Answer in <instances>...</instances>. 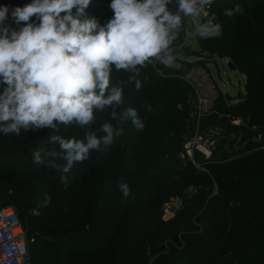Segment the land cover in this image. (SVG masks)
Listing matches in <instances>:
<instances>
[{
  "label": "trees",
  "instance_id": "1",
  "mask_svg": "<svg viewBox=\"0 0 264 264\" xmlns=\"http://www.w3.org/2000/svg\"><path fill=\"white\" fill-rule=\"evenodd\" d=\"M227 1L213 0L211 5L215 22L225 19L224 26L229 17L223 15L220 7ZM31 2L0 0V6H7L8 16L12 17V9ZM110 4L111 0H91L80 19L95 18L104 26L114 16ZM239 15L248 17L244 10ZM230 19L235 20L234 16ZM32 20L38 23L35 17ZM211 39L213 42L205 44L198 37L200 50L192 52L191 57L199 58L201 52L209 54L211 50L216 55L219 49L215 45L224 37ZM258 61L252 60V63ZM232 63L238 72L246 75L250 66L246 68L236 57ZM158 69L168 77H158L150 66L140 71L139 90L134 83L127 84L124 94L131 105H136L138 91L145 90L146 85L167 94L177 84L185 86L173 77L180 75V70L162 64ZM128 75L113 69L112 81L115 83L122 77L126 81ZM3 87L0 85V92ZM245 91L246 95H240L232 105L223 101L220 94L210 114V125L218 126L221 115H234L248 116L249 128H264V68L260 64L247 75ZM107 111L97 112L96 119L105 121L109 116ZM188 115L185 110L178 118L184 121ZM83 128L75 124L58 125L59 131L54 134L82 140L86 132L96 131V128L89 131ZM52 131L49 128L22 130L19 136L0 133V202L4 207L15 208L27 238L34 240L29 244L27 257L31 262L144 264L140 253L148 247L156 250L150 264H264V234L259 233L260 229L264 231L263 149L251 146L248 154L232 159L213 153L210 160L201 164L203 183L196 186L193 194H186V184L171 191L169 183L157 174L159 169L151 165L139 168L132 159L127 161L130 170L125 180H107V171L119 152L104 146L100 151H92L88 161L75 164L68 173L62 171L64 161L59 158L55 162L61 166L60 171L49 167L47 162L34 163L33 149L43 146L42 142ZM192 171L199 173L194 167ZM61 176H67L66 185ZM121 183L128 184V197L120 191ZM168 190L180 196L181 205L171 219L164 220L160 200ZM46 196L51 200L45 206Z\"/></svg>",
  "mask_w": 264,
  "mask_h": 264
},
{
  "label": "clouds",
  "instance_id": "2",
  "mask_svg": "<svg viewBox=\"0 0 264 264\" xmlns=\"http://www.w3.org/2000/svg\"><path fill=\"white\" fill-rule=\"evenodd\" d=\"M91 0H32L11 10L19 30L5 26L9 8L0 6V133L5 136L21 131L49 128L53 131L33 149V161L68 173L75 164L90 159L113 143L123 129L105 121L84 139L65 138L58 125L91 126L97 112L111 108V118L131 121L144 127L138 111L128 107L118 114L124 102V86L139 90L141 69L153 62L171 66L175 60L173 43L184 30L186 18L192 28L186 38H218L222 26L207 10L213 0H111L114 16L101 26L85 16ZM175 5V10L170 8ZM75 9V13H73ZM243 14L236 4L223 12L233 17ZM35 17L36 21L32 18ZM113 69L129 73L126 81H112ZM151 111V106H146ZM102 133V135H98ZM58 146V149H57ZM67 183V176H61ZM124 197L130 195L127 183L119 185ZM51 197H45V206Z\"/></svg>",
  "mask_w": 264,
  "mask_h": 264
},
{
  "label": "rangeland",
  "instance_id": "3",
  "mask_svg": "<svg viewBox=\"0 0 264 264\" xmlns=\"http://www.w3.org/2000/svg\"><path fill=\"white\" fill-rule=\"evenodd\" d=\"M236 4L242 6L248 17L245 18L236 14L234 15L235 20L230 19V17L226 19L227 25L225 26L222 24V22L225 23V19L217 21L222 26L220 38L223 39L224 37V39L221 43H216L215 48L219 49L217 50L219 52L215 53L216 55H213V50H211L208 51L209 54L201 52L199 58L191 57V55H194L192 52L199 50V45L197 43L198 37L189 36L186 38V33H189L192 28L190 18H186V29L184 26L183 30L185 32L178 34L172 46L176 62L171 68L180 70L182 74L191 64L206 67L219 86L223 101L230 105L235 104L240 95H246L247 75L253 73L256 64H260L264 68V0H229L222 4L220 8L224 12L226 9L233 8ZM173 6L175 7V5ZM172 10L174 11L173 8ZM203 41L205 44L213 42L211 38ZM252 47H255L253 51L250 50ZM177 50L183 51L177 53ZM205 50L207 51L206 48ZM233 57L242 60L246 68L250 66L246 75L229 68V63L233 64ZM257 59L259 60L257 63H252V60ZM150 66L156 72L158 68H161L159 62L149 64L146 66L147 69ZM162 74L163 76L158 73V77H168L164 71ZM124 78H119V80L125 81ZM177 80L179 79L177 78ZM126 87L127 84L124 86V91ZM154 88L153 85L151 87L146 85L145 90L138 91L140 94L136 105H131L124 94V102L116 107L118 114H122L128 107L136 108L144 124L142 130H138L131 121L113 120L111 118L112 109H108L109 116L105 121L112 123L117 130L122 128L123 133L114 136L113 143L106 147L119 152L116 162L107 171V180H125L130 170V164L127 161L132 159L139 168L145 169L151 165V168L159 169L157 174L163 176L165 182L169 183L171 191L186 184L185 193L193 194L196 186L203 183L201 164L210 160L213 153L217 157L232 159L242 154H248L251 151V146L257 150H262V144L256 138L257 133L247 128L248 116L225 115L228 117L227 127L211 126V115L200 120L196 118L191 108L193 104L190 93L187 92L182 83L177 84L170 94L156 92ZM262 104H264V100ZM148 105L151 106V111L146 110ZM185 110L189 113V117L183 121L178 116ZM105 121L100 122V118H98L91 126H86L83 130L98 129ZM196 135L198 138L210 137L211 155L209 159L196 150L192 160H181L179 158L180 151L183 150L185 143ZM192 167L198 170L199 173L193 174ZM170 190L160 200V203L163 204L161 212L164 220L171 219L181 205L180 196L174 195ZM166 199L167 201H165ZM259 233L264 234V231L260 229ZM155 254L156 250H150L147 247L141 251L140 256L144 264H150V260L155 258ZM41 263L42 261L40 263L31 262L29 258L26 262V264Z\"/></svg>",
  "mask_w": 264,
  "mask_h": 264
},
{
  "label": "built area",
  "instance_id": "4",
  "mask_svg": "<svg viewBox=\"0 0 264 264\" xmlns=\"http://www.w3.org/2000/svg\"><path fill=\"white\" fill-rule=\"evenodd\" d=\"M212 7L207 12L212 14ZM186 20L184 26L186 29ZM5 26H10L11 29L19 30L23 27L21 24H16L12 17L8 16L5 21ZM182 31L181 33H184ZM176 62L174 60L173 64ZM171 66H162L171 68ZM157 72L163 76L160 69ZM179 81L183 82L189 89L192 97V110L198 120L208 117L212 112L216 101L218 100L221 90L215 82L211 72L204 66L192 64L186 68V71L180 75H176ZM222 116V115H221ZM220 116V117H221ZM218 126L219 123H218ZM222 127V126H221ZM252 132L257 133V140L261 142V149L264 150V128L252 126L249 128ZM210 137H197V135L186 142L183 150L179 153V158L183 161L192 160L194 153L206 155L209 159L210 153ZM195 165V163L193 162ZM33 239H28L21 222L18 218L14 207H4L0 202V264H26L29 244L33 243Z\"/></svg>",
  "mask_w": 264,
  "mask_h": 264
},
{
  "label": "water",
  "instance_id": "5",
  "mask_svg": "<svg viewBox=\"0 0 264 264\" xmlns=\"http://www.w3.org/2000/svg\"><path fill=\"white\" fill-rule=\"evenodd\" d=\"M200 50V49H199ZM229 68H231L232 70H236V67L233 65V64H231V63H229ZM218 123H219V125L220 126H222V127H227L228 126V117L227 116H221L219 119H218Z\"/></svg>",
  "mask_w": 264,
  "mask_h": 264
}]
</instances>
